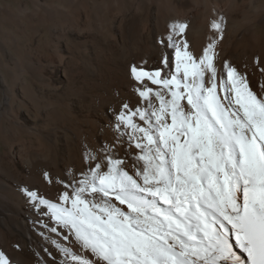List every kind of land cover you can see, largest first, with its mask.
I'll use <instances>...</instances> for the list:
<instances>
[{
  "label": "snow or ice",
  "instance_id": "1",
  "mask_svg": "<svg viewBox=\"0 0 264 264\" xmlns=\"http://www.w3.org/2000/svg\"><path fill=\"white\" fill-rule=\"evenodd\" d=\"M187 27L172 25L162 70L131 67L147 106L122 105L116 143L134 144L142 164L130 174L105 145L79 179L59 181L56 202L28 192L54 221L44 227L56 255L45 249L40 264H264V95L227 62L218 87L215 41L194 56L176 39Z\"/></svg>",
  "mask_w": 264,
  "mask_h": 264
},
{
  "label": "bare ground",
  "instance_id": "2",
  "mask_svg": "<svg viewBox=\"0 0 264 264\" xmlns=\"http://www.w3.org/2000/svg\"><path fill=\"white\" fill-rule=\"evenodd\" d=\"M23 1L0 0V252L10 264H40L51 260L45 249L56 255L44 227L54 221L28 192L56 202L59 181L79 179L97 162L87 154L105 145L119 149L130 174L142 164L134 144L116 143L115 124L124 103L147 106L131 67L162 70L164 56L174 61L173 24L187 23L176 39L194 56L215 41L218 87L227 62L264 95V0ZM13 20L20 36L3 27Z\"/></svg>",
  "mask_w": 264,
  "mask_h": 264
},
{
  "label": "rangeland",
  "instance_id": "3",
  "mask_svg": "<svg viewBox=\"0 0 264 264\" xmlns=\"http://www.w3.org/2000/svg\"><path fill=\"white\" fill-rule=\"evenodd\" d=\"M6 1V0H5ZM7 1H9V2H11V4H13V6H15V7H17V6H19L22 2H24L23 0H7ZM27 1H29V0H27ZM18 3V4H17ZM29 5H30V1H29ZM110 8V7H109ZM15 21L13 20V21H11V23L10 22H7L6 23V21L3 23V27H4V29L6 30V31H8V32H11L12 34H15V35H17V36H20V32L15 28L16 27V25H15V23H14ZM35 22H37V21H35ZM49 23H52V21L51 22H49ZM22 36V35H21ZM25 37H28L27 35H25ZM24 37V38H25ZM2 37L0 36V39H1ZM36 38L38 39L39 38V36H36ZM41 38L43 39V41H44V39H45V36L43 35V36H41ZM2 50V49H1ZM1 56H3V55H1Z\"/></svg>",
  "mask_w": 264,
  "mask_h": 264
}]
</instances>
